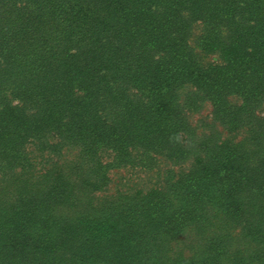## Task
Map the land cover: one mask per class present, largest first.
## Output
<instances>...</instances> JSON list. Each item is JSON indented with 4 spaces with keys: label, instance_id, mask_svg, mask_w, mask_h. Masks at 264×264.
Instances as JSON below:
<instances>
[{
    "label": "rangeland",
    "instance_id": "obj_1",
    "mask_svg": "<svg viewBox=\"0 0 264 264\" xmlns=\"http://www.w3.org/2000/svg\"><path fill=\"white\" fill-rule=\"evenodd\" d=\"M161 65L170 69L167 89L156 80ZM241 105L264 117V0H0V175L11 165L43 173L49 160H83L76 174L89 180L95 202L127 210L139 203L151 222L138 238L152 232L154 247L144 249H164L127 247V233L103 248L66 247L62 227L7 211L0 264H188L195 252L208 256L213 231L186 220L194 211L177 210L189 203L178 196L196 194L178 189L193 187L187 175L204 162L186 144L246 137L234 122ZM156 203L176 209L169 215L181 213L185 225L165 234Z\"/></svg>",
    "mask_w": 264,
    "mask_h": 264
},
{
    "label": "trees",
    "instance_id": "obj_2",
    "mask_svg": "<svg viewBox=\"0 0 264 264\" xmlns=\"http://www.w3.org/2000/svg\"><path fill=\"white\" fill-rule=\"evenodd\" d=\"M162 65L159 72L164 75L161 74L162 77L156 80L159 88L167 89L168 77L165 74L170 69H165ZM85 102L80 101L79 106ZM235 113L237 128H244L247 135L240 141H220L210 135L186 144L198 152L195 154L196 161L204 162L203 169L187 175L193 180L191 182L195 188L190 186L189 189H178L183 193L196 194L190 197L178 196V201L188 199L189 203H182L177 210L184 215L194 211L195 214L186 220H194L202 228H206V231H213L212 248L209 249L208 256L204 257V253L200 251L195 252L188 264H264V117L251 112L249 116L245 105L235 107ZM84 137L87 140L92 136L85 133ZM9 142L5 140L7 147ZM7 147L2 145V148ZM60 160L45 162L43 173L39 169L25 170L24 167L22 171H16L15 165L10 166L14 169L9 172L1 173L0 213L19 211L21 216L24 213L40 215L39 220L49 224L50 229L62 227L63 231L59 229L66 247L74 241L75 245L80 244L77 247L88 249L91 248L89 246H92V241H97V247L103 248L110 245L120 233H127L123 239L129 238L131 241L127 247L142 248L139 250H145L147 254L162 255L164 249H144L149 243L150 235L154 233L138 238L141 235L140 228L151 222L145 216L147 213L144 209L138 207L136 210L139 203L127 210L114 203L95 202L94 197L90 196V185H83L89 180L76 174V168L83 166V160ZM212 166L221 167V171H209L208 168ZM29 195L35 198L32 199ZM29 200L37 205L27 206ZM157 207L165 216L172 217L162 215L161 229L169 226L165 234L175 231L177 224L180 227L185 225L180 217L181 213L169 215L170 212L176 214V209L167 205L165 207L161 203ZM175 216L179 222L174 220ZM7 220L8 217H5L3 221ZM171 224L173 227L170 229ZM31 231L40 234L42 229L36 223H31ZM149 247L154 245L149 243ZM169 261L170 264H179L175 257H169Z\"/></svg>",
    "mask_w": 264,
    "mask_h": 264
}]
</instances>
